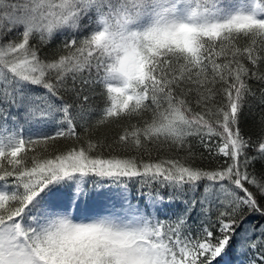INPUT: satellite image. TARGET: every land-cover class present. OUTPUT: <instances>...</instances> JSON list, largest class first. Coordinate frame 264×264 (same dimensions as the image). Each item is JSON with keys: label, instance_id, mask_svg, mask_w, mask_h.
Instances as JSON below:
<instances>
[{"label": "snow or ice", "instance_id": "obj_1", "mask_svg": "<svg viewBox=\"0 0 264 264\" xmlns=\"http://www.w3.org/2000/svg\"><path fill=\"white\" fill-rule=\"evenodd\" d=\"M254 101L264 0H0V264H264Z\"/></svg>", "mask_w": 264, "mask_h": 264}, {"label": "trees", "instance_id": "obj_2", "mask_svg": "<svg viewBox=\"0 0 264 264\" xmlns=\"http://www.w3.org/2000/svg\"><path fill=\"white\" fill-rule=\"evenodd\" d=\"M58 43V41H57ZM94 108H100L103 107V102L99 99L96 98L95 103L93 104ZM264 114L261 112L260 106L257 105V103L254 101L252 104V114L248 115L246 119L242 122V127L245 128L246 130L249 131L250 134L254 133L257 129V124L259 121L260 116ZM135 122V121H133ZM120 129L116 126H110L108 128L102 129L101 132H97L96 135L100 134H106L109 138L115 136ZM253 139H255V136H253ZM191 143L193 144V149L196 152V160L195 163L200 165V166H205V167H214V163H210V161L207 159V156L205 154V158L203 160L200 159V153L203 151L198 147L197 141L195 138H190ZM178 155L181 158H185L187 156L186 152H171L167 148V146H164L161 148L159 152L153 151V158H156L157 156L159 157H168V156H175ZM261 172H264V169H261L260 166H257V174L258 176L260 175ZM129 192H130V200L133 204H136L138 202L137 199V186L129 184ZM200 192H203V189H200ZM141 206H143V201H139ZM169 214H171L174 210H178V206H173L170 208L166 209ZM261 222L260 218L257 217L256 219L252 220L253 224H257ZM245 253H239V254H231L230 259L236 260V259H243L245 257Z\"/></svg>", "mask_w": 264, "mask_h": 264}, {"label": "rangeland", "instance_id": "obj_3", "mask_svg": "<svg viewBox=\"0 0 264 264\" xmlns=\"http://www.w3.org/2000/svg\"><path fill=\"white\" fill-rule=\"evenodd\" d=\"M105 202L106 201H105V197L104 196L97 197V199L95 201V206L91 209L90 212H88V213L73 212V214H72L73 215V219H77V217H79L80 220H83L85 215H91L93 212L101 210L99 205H103ZM161 218H163V217H161ZM85 222H87V221H85Z\"/></svg>", "mask_w": 264, "mask_h": 264}]
</instances>
